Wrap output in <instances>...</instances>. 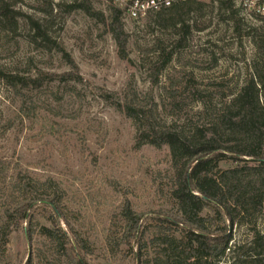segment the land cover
<instances>
[{"label":"rangeland","instance_id":"1","mask_svg":"<svg viewBox=\"0 0 264 264\" xmlns=\"http://www.w3.org/2000/svg\"><path fill=\"white\" fill-rule=\"evenodd\" d=\"M10 1L22 15L18 35L0 31V165L8 168L0 180V226L12 202V178L27 172L43 183L42 195L56 197L63 213L36 202L30 215L38 225L65 234L68 244L66 254H59L38 231L28 240L22 221L4 252L0 249V264H75L78 257L85 264H136L125 244L117 246L126 202L145 224L175 209L163 171L164 147L136 148L129 119L112 103L131 95L152 98L161 117L177 125L208 118L198 97L207 108L232 97L255 57L245 21L255 28L263 23L246 20L240 11L243 23L235 28L219 0H206L202 11L187 14L185 37L180 24L165 27L153 15L138 22L123 18L129 38L122 58L100 21L81 9L66 11L62 5L72 0H53L50 16L38 10L45 0ZM91 2L94 10L108 14V1ZM25 15L39 21L48 40L35 36ZM56 44L76 65L79 80L60 78L72 67ZM163 52H171V58L155 78ZM256 227L264 231V211ZM232 231L234 243L251 237L245 225ZM75 234L87 241V253L75 247ZM230 257L215 264H229Z\"/></svg>","mask_w":264,"mask_h":264},{"label":"trees","instance_id":"2","mask_svg":"<svg viewBox=\"0 0 264 264\" xmlns=\"http://www.w3.org/2000/svg\"><path fill=\"white\" fill-rule=\"evenodd\" d=\"M205 4V1L176 4L151 15L165 27L180 24L182 37H185L187 14L202 11ZM62 6L66 11L81 9L100 21L111 34L121 57H126L129 36L124 30L120 8L108 1L105 16L93 9L91 0H72ZM218 6L235 21V28L242 25L243 19L238 16L240 11L232 0H219ZM53 9V0H45L38 8L45 16L52 15ZM21 15L14 9L13 1L0 0V31L18 35ZM151 15L145 19L153 17ZM25 16L35 30V36L48 40L39 21ZM254 20L263 24L255 28L245 21V34L250 37L255 50L249 76L220 107L207 108L203 96L198 97L204 103L208 118L191 125H177L167 123L161 117L152 98L144 100L131 95L116 97L112 103L129 119L136 134V148L145 144L164 147L163 171L168 178V197L175 209L163 211L152 223L145 224L142 214L126 202L121 210L124 232L117 246L125 244L136 264H215L228 254H231L229 264H264V231L256 227L257 218L264 211V17ZM56 48L72 67L60 78L79 80L74 62L61 46ZM171 54L164 55L161 65L156 68L155 78ZM174 107L179 108L178 103H174ZM221 162L232 164L220 167ZM6 172L8 168L0 165V180ZM19 172L11 181L14 193H11L12 202L4 210L5 220L0 226V249L4 252L8 236L24 221L28 240L38 231L53 243L57 253L66 254L68 241L65 234L59 235L51 228L38 225L29 213L36 202H48L63 217L59 201L54 196L47 198L41 194V181L27 172L20 176ZM47 181L57 185L50 179ZM235 225H245L250 239L234 243L232 230ZM74 236L75 247L87 253V241L77 234ZM149 247L154 249L148 251ZM75 264H85V261L78 257Z\"/></svg>","mask_w":264,"mask_h":264},{"label":"built area","instance_id":"3","mask_svg":"<svg viewBox=\"0 0 264 264\" xmlns=\"http://www.w3.org/2000/svg\"><path fill=\"white\" fill-rule=\"evenodd\" d=\"M122 11V18L138 22L156 11L176 4L206 0H106ZM246 20L264 17V0H232Z\"/></svg>","mask_w":264,"mask_h":264}]
</instances>
